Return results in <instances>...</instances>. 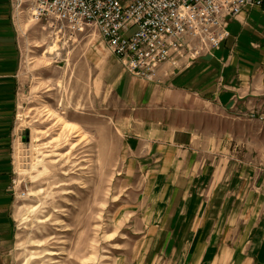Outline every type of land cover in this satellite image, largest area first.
<instances>
[{
  "label": "rangeland",
  "instance_id": "1",
  "mask_svg": "<svg viewBox=\"0 0 264 264\" xmlns=\"http://www.w3.org/2000/svg\"><path fill=\"white\" fill-rule=\"evenodd\" d=\"M8 1L17 36L0 84L13 227L4 264H264V100L225 116L208 108L199 145L208 194L195 196L201 210L192 196L166 211L158 190L169 181L127 163L136 111L99 32L71 33Z\"/></svg>",
  "mask_w": 264,
  "mask_h": 264
},
{
  "label": "crops",
  "instance_id": "2",
  "mask_svg": "<svg viewBox=\"0 0 264 264\" xmlns=\"http://www.w3.org/2000/svg\"><path fill=\"white\" fill-rule=\"evenodd\" d=\"M15 8L22 10L17 4ZM226 29L228 37L211 53L189 61L182 59L178 65L164 63L153 80L146 81L127 72L123 82L128 103L136 111L133 113L136 125L127 130L131 154L127 163L136 167L137 174L147 181H169L158 190L160 206L167 197L166 211L184 207L189 197L208 194L201 184L208 178V163L199 148L208 108L225 116L226 111L249 112L257 99L264 100V6L231 18ZM16 33L9 1L0 0V84L7 81L6 75L15 65ZM6 93L0 91V99ZM2 138L0 125V157ZM1 159L0 264H4L2 255L10 247L13 227L11 203L2 182L8 176L5 167L8 163ZM195 198L196 210H201L205 200ZM196 222L194 226L200 227ZM164 226L165 222H159L152 227ZM196 240L201 243L202 238Z\"/></svg>",
  "mask_w": 264,
  "mask_h": 264
},
{
  "label": "built area",
  "instance_id": "3",
  "mask_svg": "<svg viewBox=\"0 0 264 264\" xmlns=\"http://www.w3.org/2000/svg\"><path fill=\"white\" fill-rule=\"evenodd\" d=\"M29 14L70 31L93 26L131 75L153 80L158 68L217 49L228 21L264 0H27ZM133 33L130 34V32Z\"/></svg>",
  "mask_w": 264,
  "mask_h": 264
},
{
  "label": "bare ground",
  "instance_id": "4",
  "mask_svg": "<svg viewBox=\"0 0 264 264\" xmlns=\"http://www.w3.org/2000/svg\"><path fill=\"white\" fill-rule=\"evenodd\" d=\"M25 3V6H26V8L28 9V11H29V1H27V0H18V3H17V7H22V5ZM32 17L34 18V19H36V20H39L38 19V17H37V15H32ZM45 255H55V253L54 252H45ZM41 259H42V257H41ZM45 261V260H44ZM52 263V262H51Z\"/></svg>",
  "mask_w": 264,
  "mask_h": 264
}]
</instances>
